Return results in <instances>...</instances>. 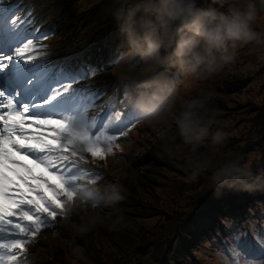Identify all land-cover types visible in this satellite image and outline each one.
I'll return each instance as SVG.
<instances>
[{"label": "clouds", "instance_id": "obj_1", "mask_svg": "<svg viewBox=\"0 0 264 264\" xmlns=\"http://www.w3.org/2000/svg\"><path fill=\"white\" fill-rule=\"evenodd\" d=\"M108 11L122 37L116 71L138 117L130 131L143 140L137 125L150 130L152 143L182 161L190 183L264 190V148L244 152L229 147L226 133L209 135L218 116L212 82L232 70L245 46L264 62V10L257 0H111ZM123 175L116 168L113 181L85 178L74 189L65 218L79 217L72 227L80 235L98 225L135 228L119 208Z\"/></svg>", "mask_w": 264, "mask_h": 264}, {"label": "snow or ice", "instance_id": "obj_2", "mask_svg": "<svg viewBox=\"0 0 264 264\" xmlns=\"http://www.w3.org/2000/svg\"><path fill=\"white\" fill-rule=\"evenodd\" d=\"M28 23V14H20L17 6L0 7V264H26L28 245L65 217L74 189L85 178L100 179L87 167V154L106 160L120 148L117 141L128 136L131 119H138L132 110L122 119L112 108L102 109L99 125L89 118L88 108L99 96L73 87L95 76L87 65L76 72L67 59V67L45 75L25 68L33 60ZM49 81L55 87L45 91ZM37 98L42 103H35ZM29 154L35 157L30 163Z\"/></svg>", "mask_w": 264, "mask_h": 264}, {"label": "rangeland", "instance_id": "obj_3", "mask_svg": "<svg viewBox=\"0 0 264 264\" xmlns=\"http://www.w3.org/2000/svg\"><path fill=\"white\" fill-rule=\"evenodd\" d=\"M82 1V0H81ZM88 1V0H84ZM260 0H257V7L259 5ZM111 6V5H110ZM262 8L263 7H258ZM93 10L98 9L96 6H93ZM108 16V12L105 13H97L95 14L93 20L89 23L90 25L96 27L99 25H102L106 18ZM72 55V54H68ZM117 63L113 65L112 72H104L103 76L105 77H112L113 85L117 84V81H120L118 73L116 71ZM233 70L236 75H238L242 80L237 81V84L240 85L239 88L235 89L232 92H223L218 94V97H222L225 101L227 100L228 103V109H231V104L235 105V108L232 110H235V112L230 113L227 117H225V122L228 123V125H235V131H238L239 129H242V125H240V119L243 118H250L254 114V109L247 107L249 104H253L255 106H262L264 105V62H262L257 53L251 50L250 48L246 49H239L236 62L233 66ZM229 72V71H228ZM228 72L223 73L217 79L212 82V86L219 82L220 78L221 81L224 82L225 80L233 79L232 74H227ZM227 74V75H225ZM262 74V75H261ZM225 75L224 77H222ZM91 82V81H87ZM82 83L81 86L73 85V87L81 88L84 87L87 83H84L82 80L79 82ZM240 92V93H239ZM239 93V94H238ZM125 95H123L124 97ZM237 99V103H233L231 100ZM249 102V103H248ZM231 111V110H230ZM260 107H257V112L259 113ZM136 124V119H131V122L128 123V127L126 128L127 131L132 129V126ZM137 131L141 136L144 137L143 140L139 139L137 135L134 134V132L129 131L127 137H121L117 143L120 144V148L114 149V154H109L108 158L106 159L108 162V166L104 167L105 160H101L99 158H96V160H101V167H104V171H102V174L99 176L100 179H98L99 185H104L106 182H111L115 179L114 172L116 168H121L123 170L124 175L121 178V182L124 186V184L127 182V174L128 171H132L131 176L136 178V183H139L138 186H135L137 191H140V188L142 186V183L139 180V176L144 175L146 173L145 170V161H143L145 152L151 153L153 149L159 150L161 147L159 144L149 147L148 145L151 144V146L154 144L151 141V133L150 130L140 128L139 125H137ZM214 133V132H212ZM211 134V133H210ZM228 135V134H227ZM233 136V134H232ZM253 137H238L237 138H231L228 142L229 143H235L236 140H243V143H236L233 146L234 148L246 150V152L253 151L257 148H263L260 144V138L257 137V139H254L250 141L249 139ZM120 149H123L121 151ZM163 150V149H162ZM159 151L162 153L163 151ZM176 157V156H174ZM172 160V158H170ZM175 164L179 167L181 166V163L177 160L173 159ZM166 163H164L165 165ZM172 166H174L172 163H169ZM161 172L166 175H171V173H174V171H169L167 169H161ZM144 181L147 179L146 176H144ZM155 187V190H153V193L157 196V198L163 202H166L168 204H171V206H177L180 207L187 198H190L189 193H191V189L189 191H186L188 195H184V191H181L182 193H179L178 196H176L174 199L171 198V194H166L165 190L161 187H159L157 184H153ZM181 185H177L174 188H170L171 190H179ZM125 188V186H124ZM184 196V198H182ZM152 201V197L150 194H146L143 198L142 205L140 208H145V206ZM123 202H127L125 205L127 208H133L131 206V203L124 199ZM168 208V206H167ZM160 211L156 212V216H150L149 214H145L144 217L148 218L144 221L148 223H155L157 221V216ZM123 215L126 217L127 220H131L130 217H127L126 213H123ZM150 216V217H149ZM63 218V219H62ZM68 219L65 217H59L58 222L56 226L49 227L44 230V232L41 234L40 239L44 242V249L45 246H49L50 249L55 248H62L64 249V243L61 241L62 239L67 238L66 233H61L60 228L61 224H65ZM79 222L78 216H73L70 220V222ZM249 219H246L242 222V225L236 229L234 237L229 238L230 243L226 244L225 247L219 248L215 246H211L209 242L205 243L206 247L204 249L199 250V252H196L194 255L195 258L191 257L189 260L185 259L182 264H264V232L262 229H258V226L252 224L249 225ZM137 222V221H135ZM201 223L205 224L206 220L202 221ZM158 224V223H157ZM70 226V224H68ZM72 225V224H71ZM149 225V224H148ZM150 226V225H149ZM264 227V226H263ZM71 230L73 229L70 227ZM97 231L96 234L93 232V237L95 238L94 242V248L92 250H88L82 247V244L80 243H72V246L70 248L76 253L78 261L81 264H91L93 261H96V259L99 258V256H103L104 259L112 257L114 254H116L117 250L121 247H124L128 243H132L133 240L130 238V232L126 231H113L110 230L108 227V230L106 228H103L100 230V227H96ZM64 230L65 228H61ZM69 230V229H67ZM55 235L50 238H48L46 235ZM115 235V236H114ZM83 237V236H82ZM77 238L78 237H74ZM257 247L256 250L254 248ZM88 249H90V243L88 245ZM58 250V249H57ZM150 250V249H149ZM150 258L149 262L146 264H153V253L150 250ZM67 256V255H66ZM202 260L200 262L198 259ZM68 264H74V259L72 257H66ZM199 261L198 263L195 261ZM78 261H76L75 264H80Z\"/></svg>", "mask_w": 264, "mask_h": 264}, {"label": "trees", "instance_id": "obj_4", "mask_svg": "<svg viewBox=\"0 0 264 264\" xmlns=\"http://www.w3.org/2000/svg\"><path fill=\"white\" fill-rule=\"evenodd\" d=\"M77 0H57V4L63 6L64 8L66 7L65 11H70V22L72 24L74 22L79 21L77 27H73V34L66 40L67 45L71 44H81V48L85 45L92 46L96 45L97 42H99L101 39H104L102 41L103 43L97 46V49H100L102 54H107L110 55L113 52L117 53L116 50L121 49V41L122 37L120 35L119 29L117 28L112 16L108 17L105 23L100 26V27H94L90 25L89 23L93 20L96 11L95 10H90L87 11L86 9L84 10H79L78 8H75V2ZM97 7L99 10H107L111 6V0H100L98 3H96ZM69 22V24H70ZM68 24V27H69ZM90 25L89 28L87 26ZM226 72H228L226 70ZM232 74L233 79L225 80L224 82L221 81V78L218 83L214 84L213 87L215 89L216 95L212 98L210 104L211 107L216 109L218 112L217 116V123L214 124L215 126L218 127V129H223V133L228 134V142L231 138H237L238 137H254L260 138L259 143L264 144V105L262 106H255L253 104L247 105V107L252 108L254 114L250 118H243L239 120L240 125H242V129H239L238 131H235V125H228L227 122H225V117H227L230 113L235 112V110H232L235 108V105L231 104V109H228V101L224 100L222 97H218L217 95L223 92H232L235 89L239 88L240 85L237 84V81L242 80L238 75L235 74L233 68L231 71H229L227 74ZM225 74V75H227ZM223 75L222 77H224ZM240 93V92H239ZM238 93V94H239ZM237 99L231 100L233 103L239 104L236 101ZM249 103V102H248ZM257 107H260V112H257ZM231 110V111H230ZM245 131H247L245 133ZM231 134V135H230ZM233 134V136H232ZM236 143H243V140H236L234 144ZM234 145L233 143H229ZM264 148V145H262ZM261 148V147H260ZM170 156V155H168ZM175 159V158H174ZM182 164L181 160H177ZM174 170H176L177 173H172L171 176L168 175H162V177L165 179V181L157 179L154 175H151L149 177V183H147L148 186H150V183L153 184H159L163 188H167L171 185V183L183 181L184 183H190L186 179V172L184 171L183 168L181 167H175ZM185 177V178H179V177ZM202 181L200 180L199 182H196L195 185L193 186V189L196 191L195 193V203L199 202V200L203 197V195L206 193V188L203 190H198L200 186H202ZM191 185V183H190ZM151 187V186H150ZM132 197V195L130 196ZM137 200V198H135ZM222 201V200H220ZM223 202V201H222ZM206 203V200L202 201V204ZM133 222L135 225L134 229L130 230H124V232L129 231L130 232V237H133L135 239H138L137 237L139 236V227L135 224V221L130 220ZM183 230L178 232V236L175 240H169L167 241V252L164 254V258L162 259V264H174L177 261V257L182 254V252L185 251L184 246H190L192 242L193 235L191 234L192 231H195L194 229L192 230L190 224H185L182 223ZM165 226L161 227H156L154 229H158L157 231L151 232L150 231H145L142 235V237L136 242V244L141 248L139 252V258L141 261L142 260V253L146 249L144 246L149 247L151 246L154 249H159V248H164V243L160 242L158 239L155 238L160 235V229H162ZM115 236V235H114ZM164 237V236H163ZM160 237V238H163ZM188 238V239H186ZM132 239V238H131ZM133 240V239H132ZM143 244V245H142ZM132 251V246H130L125 252L120 253L119 256L127 255ZM134 251V250H133Z\"/></svg>", "mask_w": 264, "mask_h": 264}, {"label": "bare ground", "instance_id": "obj_5", "mask_svg": "<svg viewBox=\"0 0 264 264\" xmlns=\"http://www.w3.org/2000/svg\"><path fill=\"white\" fill-rule=\"evenodd\" d=\"M209 223H210V219L207 218V219H206V223H205L204 225H208Z\"/></svg>", "mask_w": 264, "mask_h": 264}]
</instances>
